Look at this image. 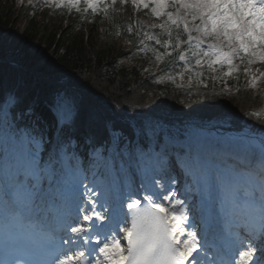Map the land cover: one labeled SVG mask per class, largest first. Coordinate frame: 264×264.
Masks as SVG:
<instances>
[{"label": "snow or ice", "instance_id": "obj_1", "mask_svg": "<svg viewBox=\"0 0 264 264\" xmlns=\"http://www.w3.org/2000/svg\"><path fill=\"white\" fill-rule=\"evenodd\" d=\"M51 2L80 11L81 0ZM132 4L166 17L137 46L181 78L264 66V0ZM98 103L0 42V264H264V129L225 138L163 118L101 119Z\"/></svg>", "mask_w": 264, "mask_h": 264}, {"label": "trees", "instance_id": "obj_2", "mask_svg": "<svg viewBox=\"0 0 264 264\" xmlns=\"http://www.w3.org/2000/svg\"><path fill=\"white\" fill-rule=\"evenodd\" d=\"M23 21L28 25L21 29ZM129 26L133 33L128 32ZM139 29L140 21L134 22L132 16L81 20L64 7L36 8L32 0H0V42L26 46L34 63L52 80L68 82L71 78L77 87L106 98L124 111L141 109L165 120L170 115L226 121L235 128L264 125V116L256 117L253 110L260 104L249 92L240 91L237 98L228 101L208 95L190 100L172 96L168 83L157 81L158 71H144L149 68L147 60L131 56L134 42L141 36H137ZM99 113L101 118L109 116L104 109Z\"/></svg>", "mask_w": 264, "mask_h": 264}, {"label": "rangeland", "instance_id": "obj_3", "mask_svg": "<svg viewBox=\"0 0 264 264\" xmlns=\"http://www.w3.org/2000/svg\"><path fill=\"white\" fill-rule=\"evenodd\" d=\"M211 93L214 94V95H218L220 97H226V98H229V97H232L233 96L232 93L224 92V91H216V90H213V91H211Z\"/></svg>", "mask_w": 264, "mask_h": 264}]
</instances>
